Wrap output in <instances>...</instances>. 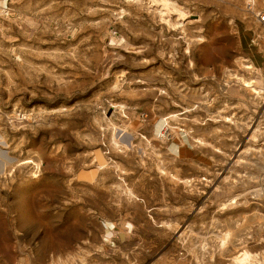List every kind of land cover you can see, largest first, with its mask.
Segmentation results:
<instances>
[{
  "label": "rangeland",
  "instance_id": "374dc122",
  "mask_svg": "<svg viewBox=\"0 0 264 264\" xmlns=\"http://www.w3.org/2000/svg\"><path fill=\"white\" fill-rule=\"evenodd\" d=\"M172 1L175 31L147 0H0V264H231L243 221L264 252L246 0Z\"/></svg>",
  "mask_w": 264,
  "mask_h": 264
},
{
  "label": "bare ground",
  "instance_id": "6f19581e",
  "mask_svg": "<svg viewBox=\"0 0 264 264\" xmlns=\"http://www.w3.org/2000/svg\"><path fill=\"white\" fill-rule=\"evenodd\" d=\"M147 1L152 6L157 7L156 9L158 10V12L160 14L161 20L164 21L165 23H167L170 27L174 28L173 31H175L177 26H179L178 25L179 22H181V21L184 22V20H186L185 18L187 16V14L184 12L183 9H181L172 0H147ZM169 8H172L173 11L175 12V14L178 16L177 23H176V21L172 22L171 19L167 18L166 10H168ZM243 61H244L242 64L243 69L248 71L249 73L257 71V70L260 71L258 68H256L253 65V63L248 58H245V60H243ZM230 76H231V79H234L236 81V83L240 84L243 88H245V90L249 91L248 93L255 95L257 98L259 97L261 99H264V94H262V93H264V82L261 81L259 78L252 77V76L246 77L243 74H233V73L232 74L230 73ZM263 80H264V78H263ZM119 107L122 110L124 108V106H121V105ZM162 127H163V125L162 126L160 125L158 128L162 129ZM167 129H168V126H167ZM258 131H259V126L257 125L255 130H254L253 138H256V133ZM160 132H161L160 138L163 140H167V138L169 136L167 134V132L165 131V133H164V130L160 131ZM113 143L116 147H121L122 149H129L130 148V145L128 143H124L123 141L118 139L115 132L113 134ZM30 162H32V161L29 160L28 163H30ZM7 167H8V165H7ZM103 168L104 167H101V169H103ZM11 172H12V170H10L8 174H10ZM186 182L189 184L192 183L191 180H187ZM254 192L257 194V196L263 195V198H264V188L255 190ZM233 202H234V200H233ZM223 206H225V205L223 204ZM261 217L258 220L255 219L257 222L252 221L251 223H253V224L257 223L259 226L264 225V218L262 219ZM245 219L247 220V218H245ZM248 222L243 221L240 223V225L238 227V234H239V235L237 234L238 236L234 234L236 231L233 232V231L227 229L225 231V233H223L222 236L220 237V240H219L220 244H221L220 247L222 249L226 250L227 252H229V256H230L229 260H230L231 264H264V252L261 254L251 252L248 249L249 246L247 245V242H245V240H244V238L246 236V229L250 226V223H248ZM258 229L260 232V236H259L260 242H258V245H261L264 247L263 230L261 228H258ZM237 245H240L242 247L241 252H239V251L236 252L237 248H238ZM258 251H260V250H258Z\"/></svg>",
  "mask_w": 264,
  "mask_h": 264
},
{
  "label": "built area",
  "instance_id": "2783aa9c",
  "mask_svg": "<svg viewBox=\"0 0 264 264\" xmlns=\"http://www.w3.org/2000/svg\"><path fill=\"white\" fill-rule=\"evenodd\" d=\"M244 11L251 17L254 26L249 41L250 45L264 59V9L258 8L255 0H246ZM250 61L255 66L254 62L252 60Z\"/></svg>",
  "mask_w": 264,
  "mask_h": 264
},
{
  "label": "water",
  "instance_id": "95a60500",
  "mask_svg": "<svg viewBox=\"0 0 264 264\" xmlns=\"http://www.w3.org/2000/svg\"><path fill=\"white\" fill-rule=\"evenodd\" d=\"M0 145L4 146L2 142H0ZM14 162L15 159L9 157L5 149L0 148V176L6 173L7 165H11Z\"/></svg>",
  "mask_w": 264,
  "mask_h": 264
}]
</instances>
